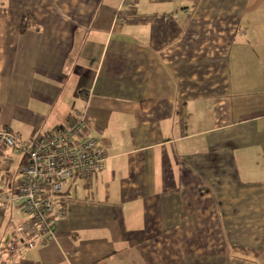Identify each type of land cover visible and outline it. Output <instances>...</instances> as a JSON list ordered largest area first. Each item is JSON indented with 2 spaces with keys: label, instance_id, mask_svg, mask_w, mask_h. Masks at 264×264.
Wrapping results in <instances>:
<instances>
[{
  "label": "crops",
  "instance_id": "crops-1",
  "mask_svg": "<svg viewBox=\"0 0 264 264\" xmlns=\"http://www.w3.org/2000/svg\"><path fill=\"white\" fill-rule=\"evenodd\" d=\"M0 14V130L27 145L77 113L109 154L68 183L56 237L11 259L26 158L0 150V264H264V0H0Z\"/></svg>",
  "mask_w": 264,
  "mask_h": 264
},
{
  "label": "built area",
  "instance_id": "built-area-1",
  "mask_svg": "<svg viewBox=\"0 0 264 264\" xmlns=\"http://www.w3.org/2000/svg\"><path fill=\"white\" fill-rule=\"evenodd\" d=\"M123 16L120 10L118 17ZM68 120L67 126L27 145L10 130H0V150H22L26 157L20 167L21 186L10 199L26 215L23 222L14 224L15 238L6 251L11 259L22 247L34 249L56 237L59 222L69 218L62 196L70 180L95 178L107 166L109 154L96 137L84 135L83 118L76 113Z\"/></svg>",
  "mask_w": 264,
  "mask_h": 264
},
{
  "label": "trees",
  "instance_id": "trees-1",
  "mask_svg": "<svg viewBox=\"0 0 264 264\" xmlns=\"http://www.w3.org/2000/svg\"><path fill=\"white\" fill-rule=\"evenodd\" d=\"M0 15L4 16V14H0ZM30 22H31V19H29V18L28 19L25 18L23 20V22H22V32H24L29 27V24H31Z\"/></svg>",
  "mask_w": 264,
  "mask_h": 264
},
{
  "label": "rangeland",
  "instance_id": "rangeland-1",
  "mask_svg": "<svg viewBox=\"0 0 264 264\" xmlns=\"http://www.w3.org/2000/svg\"><path fill=\"white\" fill-rule=\"evenodd\" d=\"M72 109H74V107H73ZM73 111H74V110H73ZM13 167H14V171H15V173H16V172L18 171V170H17V166H16V164H14ZM18 168H19V167H18Z\"/></svg>",
  "mask_w": 264,
  "mask_h": 264
}]
</instances>
